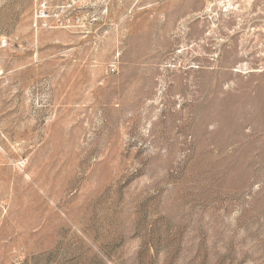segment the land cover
I'll return each mask as SVG.
<instances>
[{"label":"rangeland","instance_id":"obj_1","mask_svg":"<svg viewBox=\"0 0 264 264\" xmlns=\"http://www.w3.org/2000/svg\"><path fill=\"white\" fill-rule=\"evenodd\" d=\"M0 264H264V0H0Z\"/></svg>","mask_w":264,"mask_h":264},{"label":"built area","instance_id":"obj_2","mask_svg":"<svg viewBox=\"0 0 264 264\" xmlns=\"http://www.w3.org/2000/svg\"><path fill=\"white\" fill-rule=\"evenodd\" d=\"M95 0H70V5L74 8L81 6H89L92 5Z\"/></svg>","mask_w":264,"mask_h":264}]
</instances>
